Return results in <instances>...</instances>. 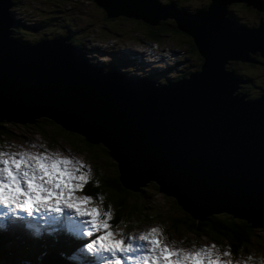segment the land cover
<instances>
[{"label": "water", "instance_id": "95a60500", "mask_svg": "<svg viewBox=\"0 0 264 264\" xmlns=\"http://www.w3.org/2000/svg\"><path fill=\"white\" fill-rule=\"evenodd\" d=\"M92 1L106 17L151 25L172 17L200 70L160 82L92 60L68 33L17 38L14 0H0V120L27 127L46 117L105 146L124 186L152 180L195 218L226 212L264 228V89L247 97L239 87L250 77L227 67L264 65V24L243 23L228 8L262 11L264 0H208L189 13L158 0Z\"/></svg>", "mask_w": 264, "mask_h": 264}, {"label": "rangeland", "instance_id": "374dc122", "mask_svg": "<svg viewBox=\"0 0 264 264\" xmlns=\"http://www.w3.org/2000/svg\"><path fill=\"white\" fill-rule=\"evenodd\" d=\"M158 1L160 3L163 2V0ZM206 2L208 0H175V3H172H174L176 9H183L184 12L189 13V10L203 6ZM10 8L12 11V21H14L13 25L15 23H22L24 25L23 35L28 36L29 40L38 38L42 35V32L46 36H51L63 32L68 33L66 30L68 29L71 32V36L82 41L83 44L81 45L87 51L85 54L90 55L92 60L98 59L107 62L110 59V55L105 50H111L113 52L124 50L134 51L135 54L133 57L129 56L126 51L122 53V57L126 61L127 59L129 60L125 68H130L129 70L131 73H134V76L144 74L148 77L150 73L162 71V67L166 63L172 66L171 70L165 73L163 72L170 81L186 77L190 73L200 70L199 66L197 67L199 54L196 50L192 51L189 47L191 37L187 33H181L180 30L175 29L172 23L173 19L169 16L164 19L161 18L154 25V27L161 26L165 30L158 33L157 38H152L145 36V29L149 27L142 19L126 17L124 15L106 17L102 7L92 0H14ZM228 8L232 13L234 12L237 15L240 21L250 22L251 24L256 23L259 14L262 13L263 16L261 19L264 22V10L258 11L252 6H245L241 2L231 3ZM41 20H45L47 23L44 21L40 22ZM162 21H164L163 24L161 23ZM37 22L39 24L33 30H29L25 26L26 23ZM93 48H96L97 51L92 50ZM256 58H259L258 55H256ZM138 59L141 61H138ZM246 62L240 61L239 64L237 63L236 70L250 72L253 75L255 81L253 82L254 86L251 87V90L252 93L254 92L256 94L259 92L260 85L264 89V73L255 68L251 70ZM129 63H133L134 66L130 67ZM252 63H256V61ZM126 64L127 62L121 63L120 65ZM184 70L188 71L185 75ZM238 74L241 75L239 72ZM153 77L158 78V75H153ZM165 81L167 80H160V82ZM36 123L40 124L39 121H36ZM9 126H11L9 127L11 135L9 137L3 136L0 139V146H10L5 147V150L17 152L21 150L61 152L82 161L86 166H90L94 175L95 172L98 173L101 169L110 173L113 172V166L110 164V158L108 156L98 149H94L92 153L89 151H79L76 147L77 142H80L79 137L67 134L61 129L59 130L56 126L59 128L60 126L54 122L49 125L43 124L41 127H38L34 122H29L27 127L17 124ZM38 128L49 131L50 136L43 135L38 131ZM33 144L38 147H30ZM93 162L95 164L94 166L92 165ZM107 191L109 192V190ZM113 198L114 196H111L109 200L112 202ZM96 201L97 199L94 198L95 204L102 210H106L105 207L108 208L111 204V202L104 203L103 201L104 206H100ZM152 204L154 206L152 207L154 212H148L145 221H143V218H139L133 221L121 222L119 218L116 220L117 223L110 222L113 226L111 230L117 234L116 238H124L127 235L131 237L137 234H145L152 228H159L162 230L159 235L165 239L167 244L175 247L188 249L214 244L221 253L230 251L229 243L225 240H222V245L225 247L221 249L210 237L189 234L182 227L176 226L172 228L173 226L162 222L169 215L178 216L182 213L181 207L175 202L172 196L157 191L153 197ZM113 208L114 206H111L112 211ZM141 221L142 223H140ZM128 226L134 227L127 229ZM259 240L260 243H257L255 240L256 243L254 245L264 248V239ZM173 242L176 243L173 244ZM49 252H57L64 259H68L64 252L57 250L41 251L37 264H44L42 260H47L45 255ZM232 255L231 257L235 261H241V264H264V249L251 247L248 250H240L238 253ZM48 257L49 259L46 262L49 264V262H52V260L50 261L51 255ZM249 257H252V259L249 260Z\"/></svg>", "mask_w": 264, "mask_h": 264}, {"label": "snow or ice", "instance_id": "6c2138e0", "mask_svg": "<svg viewBox=\"0 0 264 264\" xmlns=\"http://www.w3.org/2000/svg\"><path fill=\"white\" fill-rule=\"evenodd\" d=\"M5 147L10 146H0V229L7 226L4 218L16 224L14 218L19 217V222L31 235L39 237L42 235L39 221L43 219L44 224L58 225L62 234L73 239L91 238L80 249L95 254L85 264L101 261L104 264H124L125 261L128 264H241L232 259L222 260V256L230 257L231 252L221 253L214 244L192 250L169 246L158 239L162 231L159 228L137 236L116 238L110 224L111 206L102 210L93 197L78 194L93 180L90 166L61 152H17ZM98 185L97 180L94 186ZM104 199L98 196L100 203Z\"/></svg>", "mask_w": 264, "mask_h": 264}, {"label": "trees", "instance_id": "16d2710c", "mask_svg": "<svg viewBox=\"0 0 264 264\" xmlns=\"http://www.w3.org/2000/svg\"><path fill=\"white\" fill-rule=\"evenodd\" d=\"M163 2L175 3V0H163ZM232 14L233 16L237 17V15L234 12ZM262 16H263L262 13L259 14L257 22L253 24H251L250 22H244V21L242 22L246 24L250 23L249 25H254L261 21L264 24V22L261 19ZM43 21L47 23L45 20H41L40 22ZM161 23L163 24L164 21H162ZM38 24L39 22L26 23L25 26L27 27V29L33 30L38 26ZM45 25H49V24H45ZM147 25L149 28L145 29V36H149L152 38H157L158 33L165 30V28L161 26L154 27V25H149V24ZM12 27H13L12 33L16 37L20 39L28 38V36L23 35L24 25L22 23H15V25H13ZM66 30L70 35V41L80 46L83 49L84 53H86L87 51H85V49L81 45L83 44L82 41L80 39H75L73 36H71V32L68 29ZM182 32L183 31H181V33ZM42 34H44V32H42ZM189 47L192 51L196 50L192 41L189 42ZM92 50H94L95 52L97 51L96 48H93ZM105 51L109 52L108 54L110 55V59L107 60V62L101 61L100 63L108 68L114 66L115 64H121L125 62H127L125 67L128 65L129 60L127 59L126 61L124 57H122V53L124 51H126L127 54L131 57H133V55L135 54L134 51H130V50L115 51V52L111 50H105ZM200 59L201 58L199 56V61L197 64H199ZM258 59H260V57ZM138 61L141 60L138 59ZM237 63L239 64L240 61L231 60L227 63V65L230 68L236 70ZM246 63L249 65L251 70L255 68L258 69V71L264 73L263 64L257 61L256 63H252V62H246ZM129 64L130 67L134 66L133 63H129ZM162 68H163L162 71H155L154 73H150L148 74V77L157 78V77H153V75H158L157 79L164 81V78L160 76L164 75L166 71L171 70L172 66L171 64L166 63L163 65ZM125 69L127 71H130L129 70L130 68H125ZM236 71L241 74L242 78L250 77L246 79L248 81L246 84H243L239 87V92L246 94L247 97L258 94L259 92L255 94L254 92L252 93L251 90V87L254 86L253 82L255 81L253 79V75L250 72H246V71H239V70ZM187 72L188 71L184 70V75ZM261 88L263 87L260 85L259 91L261 90ZM36 121H39L40 124H37ZM53 122L54 121L42 116L34 121V123L38 127H41L43 124L49 125L50 123ZM12 124L14 123L6 120H0V139H2L3 136L9 137L11 135V130L9 128L11 126L9 125ZM58 125L60 126V128L58 126L56 127L59 130L61 129L63 132H66L67 134H72L79 137L80 142H77V146H76L79 151L81 152L89 151L92 153L94 149H98L103 154H105L110 158L109 162L113 166L112 173L104 169L99 170L98 173L95 172V175L93 173V180L90 181L85 186L81 194L96 198L97 199L96 202L99 203L100 206H102L106 202H111L109 198L111 196H114L113 201L110 204L111 206H114L112 211L113 219L110 221L111 223H117L116 220H118L119 218L121 219V222L123 221L128 222L129 220L133 221L139 218H143V221H145L148 216V212L150 211L154 212V209L152 208L154 207L152 202L155 193L158 191L157 184L154 181L149 180L145 184L140 185L137 189H130L124 186L118 177L116 164L113 158L107 153V149L105 146L93 142H87L81 134L68 130L62 127L60 124ZM38 131L41 132L43 135H46L48 137L50 136L49 131L47 130L38 128ZM80 143H82L83 145ZM92 165L93 166L95 165L94 162L92 163ZM98 167L101 168L100 166ZM97 180L99 181V185L94 186ZM107 190H109L110 194ZM98 196H103L105 198L104 203H100L98 201ZM105 209L107 210L108 208L105 207ZM181 209H182V213L180 215L178 216L169 215L162 222H166L167 224L173 226L172 228H175L176 226L182 227L189 234H193V235L195 234L197 236L205 235L207 237H210L213 241H215L218 244L219 248L221 249L222 247L223 248L225 247L224 245H222V240H225L227 243H229V249L232 254H236L240 250H244V249L248 250L251 247L264 249L254 245L256 242L260 243L259 239H264V228L258 226H249L250 223L244 218L235 217L232 214L226 212H211L206 214L203 219H198L190 215L183 208ZM140 223H142V221ZM132 227L134 226H128L127 229ZM65 240H70V239L61 238L59 235L53 236L52 238H45V237L32 238L22 232L20 233L19 231H14V229L11 228L0 230V264H37L41 251L57 250L59 252H64L65 254H67L70 249V245L69 243L65 242ZM232 254L231 256H233ZM78 260L81 261L82 258L79 257ZM82 261L85 264L86 261L84 260Z\"/></svg>", "mask_w": 264, "mask_h": 264}, {"label": "bare ground", "instance_id": "6f19581e", "mask_svg": "<svg viewBox=\"0 0 264 264\" xmlns=\"http://www.w3.org/2000/svg\"><path fill=\"white\" fill-rule=\"evenodd\" d=\"M51 255L50 261L52 260V262L49 264H75L72 260L69 259H64L59 253L57 252H52V253H47V255H45V257H47L46 259H43L42 262L44 264H48L46 261H48L49 257ZM44 256V255H43ZM44 257V258H45Z\"/></svg>", "mask_w": 264, "mask_h": 264}, {"label": "flooded vegetation", "instance_id": "af4514ba", "mask_svg": "<svg viewBox=\"0 0 264 264\" xmlns=\"http://www.w3.org/2000/svg\"><path fill=\"white\" fill-rule=\"evenodd\" d=\"M227 67H228V68H230L228 65H227ZM231 69H232V68H231ZM231 259H232V260H234V258H233V257H231ZM234 261H235V260H234Z\"/></svg>", "mask_w": 264, "mask_h": 264}, {"label": "clouds", "instance_id": "9594fccd", "mask_svg": "<svg viewBox=\"0 0 264 264\" xmlns=\"http://www.w3.org/2000/svg\"><path fill=\"white\" fill-rule=\"evenodd\" d=\"M43 35V34H42ZM54 35V34H53ZM52 36V35H51ZM40 37V36H39ZM18 38V37H17ZM26 39V38H25ZM28 39V38H27Z\"/></svg>", "mask_w": 264, "mask_h": 264}]
</instances>
